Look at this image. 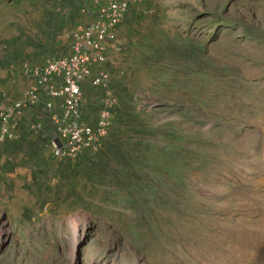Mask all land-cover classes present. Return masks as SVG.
Instances as JSON below:
<instances>
[{
  "label": "rangeland",
  "instance_id": "1",
  "mask_svg": "<svg viewBox=\"0 0 264 264\" xmlns=\"http://www.w3.org/2000/svg\"><path fill=\"white\" fill-rule=\"evenodd\" d=\"M126 1L99 146L53 157L41 106L0 142V264H264V0ZM106 2L0 0V107Z\"/></svg>",
  "mask_w": 264,
  "mask_h": 264
},
{
  "label": "built area",
  "instance_id": "2",
  "mask_svg": "<svg viewBox=\"0 0 264 264\" xmlns=\"http://www.w3.org/2000/svg\"><path fill=\"white\" fill-rule=\"evenodd\" d=\"M127 8L126 0H107L93 11L81 8L88 21L72 35L70 52L29 69L32 79L23 96L0 107V142L15 138L25 120L30 129H38L37 123L28 121L26 109L41 106L52 124L53 157L71 159L99 146L109 125V102H104L94 124L82 122V84L93 75L95 85L107 88L109 71L98 67L105 62L108 50L119 49L117 28ZM56 100L58 111L54 112Z\"/></svg>",
  "mask_w": 264,
  "mask_h": 264
},
{
  "label": "bare ground",
  "instance_id": "3",
  "mask_svg": "<svg viewBox=\"0 0 264 264\" xmlns=\"http://www.w3.org/2000/svg\"><path fill=\"white\" fill-rule=\"evenodd\" d=\"M73 244H74V242H73ZM75 246H76V245L74 244V246H73L74 248H73V252H72V255H73V256L75 255V254H74Z\"/></svg>",
  "mask_w": 264,
  "mask_h": 264
},
{
  "label": "trees",
  "instance_id": "4",
  "mask_svg": "<svg viewBox=\"0 0 264 264\" xmlns=\"http://www.w3.org/2000/svg\"><path fill=\"white\" fill-rule=\"evenodd\" d=\"M81 108V107H80ZM22 126V124L20 125V127ZM5 141H8V140H5ZM4 142V141H3Z\"/></svg>",
  "mask_w": 264,
  "mask_h": 264
}]
</instances>
